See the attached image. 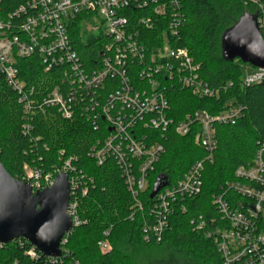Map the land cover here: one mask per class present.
Returning <instances> with one entry per match:
<instances>
[{
    "label": "built area",
    "instance_id": "2783aa9c",
    "mask_svg": "<svg viewBox=\"0 0 264 264\" xmlns=\"http://www.w3.org/2000/svg\"><path fill=\"white\" fill-rule=\"evenodd\" d=\"M181 1L26 0L14 13L0 18V72L22 96L26 111L32 102L36 103L31 99L36 91L19 77L18 65L21 60L37 58L44 72L58 69L63 74L61 83L41 99L42 105L57 109L64 119L85 116L96 130L104 129L105 137L92 147L88 156L98 166L113 159L135 212L145 211L141 194L165 152L160 138L171 128L184 136L194 124L199 125L195 141L206 156L194 162L177 184L162 187L153 198L150 220L143 227L146 242L160 243L174 205L201 193L205 165L213 162L217 148L215 126L233 125L244 117L242 106L230 107L217 115L197 110L180 121L170 116L168 91L171 89L188 90L200 99L215 96V90L200 76V65L179 45L185 20ZM241 1L245 7L254 8L264 39L263 4L259 0ZM140 10L146 15L139 16ZM80 17L84 32L89 29L94 35L85 40L84 33L83 43L91 40L104 43L100 49L102 58L91 70L81 60L72 39ZM162 19H166L165 23ZM157 28L161 29V41L149 48L144 33ZM263 78L264 69L255 68L243 78V84L256 85ZM148 131L157 132L159 138ZM75 161L76 157L67 158L49 173L24 168L23 181L32 186L34 193L51 187L61 173L67 174L70 182L67 212L73 228L61 241V256H45L22 238L13 241H18L22 248L29 244L26 255L32 260L44 257L46 264H63L64 258L71 255L65 245L72 231L83 223L79 215L80 200L93 184L77 170ZM212 203L217 217L210 224L200 217L195 225L215 245L222 264H264V141L258 142L252 162L236 169L235 180L226 182ZM103 235L105 239L99 247L106 254L112 248L106 239L109 232ZM6 245L0 244V248Z\"/></svg>",
    "mask_w": 264,
    "mask_h": 264
},
{
    "label": "trees",
    "instance_id": "16d2710c",
    "mask_svg": "<svg viewBox=\"0 0 264 264\" xmlns=\"http://www.w3.org/2000/svg\"><path fill=\"white\" fill-rule=\"evenodd\" d=\"M259 1L264 6V0ZM25 2L0 0V18L14 13ZM181 3L185 20L179 45L200 65V76L215 90V96L200 99L188 90L171 89L168 91L170 116L180 121L197 110L217 115L230 107L242 106L244 117L233 125L215 126L217 148L213 162L205 165L202 191L174 205L160 243L144 240L143 227L150 220L149 209L154 203L151 193L158 180L173 186L194 162L205 158L206 152L195 141L199 125L194 124L184 136L177 135L171 128L164 138L158 139L165 152L141 194L145 211L135 212L131 195L113 159L98 166L88 156L92 147L105 137L104 129L96 130L85 116L64 119L57 109L42 105L41 99L61 83V71L44 72L37 58L19 61V77L36 91L31 98L36 103L32 102L28 111L22 96L0 72V162L7 172L23 181L25 166L49 173L65 159L76 157L74 166L93 181L88 194L80 200L79 215L83 223L68 236L65 247L71 255L64 258L63 264H222L215 245L205 233L197 230L195 223L202 217L210 224L211 219L217 217L213 197L226 182L235 180L238 167L252 162L258 142L264 141V78L259 84L245 86L241 69L244 62L238 58L226 60L223 56L224 34L245 13L252 15L254 8L245 7L241 0H182ZM140 11L139 16L146 15L145 11ZM81 19L75 25L72 39L81 60L91 70L102 58L100 49L104 43L93 40L83 43L81 37L85 32ZM165 21L162 19L163 23ZM144 34L149 48L161 41V29ZM148 133L159 138L155 131ZM107 231L106 239L112 250L103 254L99 243L105 239L103 234ZM28 247L26 243L22 248L16 241L0 248V264H46L44 257L30 259L26 255Z\"/></svg>",
    "mask_w": 264,
    "mask_h": 264
},
{
    "label": "water",
    "instance_id": "95a60500",
    "mask_svg": "<svg viewBox=\"0 0 264 264\" xmlns=\"http://www.w3.org/2000/svg\"><path fill=\"white\" fill-rule=\"evenodd\" d=\"M223 56L264 69V39L256 14L245 13L224 34ZM167 185V181L158 180L151 199ZM69 201L67 174H59L51 187L34 193L29 183L13 178L0 162V244L22 238L43 255L60 257L61 241L73 228L67 212Z\"/></svg>",
    "mask_w": 264,
    "mask_h": 264
},
{
    "label": "rangeland",
    "instance_id": "374dc122",
    "mask_svg": "<svg viewBox=\"0 0 264 264\" xmlns=\"http://www.w3.org/2000/svg\"><path fill=\"white\" fill-rule=\"evenodd\" d=\"M85 40H88V38L94 36L92 34V31H90L89 29H85ZM241 69L243 71V78L247 77L248 75L252 74L254 72V68H252L251 66H249L248 64L242 63L241 64ZM151 260H149L150 262Z\"/></svg>",
    "mask_w": 264,
    "mask_h": 264
}]
</instances>
